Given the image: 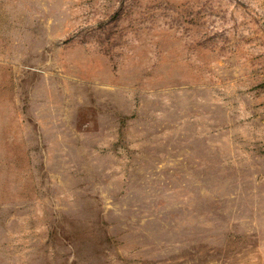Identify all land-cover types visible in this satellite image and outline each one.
Wrapping results in <instances>:
<instances>
[{
	"label": "rangeland",
	"instance_id": "obj_1",
	"mask_svg": "<svg viewBox=\"0 0 264 264\" xmlns=\"http://www.w3.org/2000/svg\"><path fill=\"white\" fill-rule=\"evenodd\" d=\"M0 264H264V0H0Z\"/></svg>",
	"mask_w": 264,
	"mask_h": 264
}]
</instances>
